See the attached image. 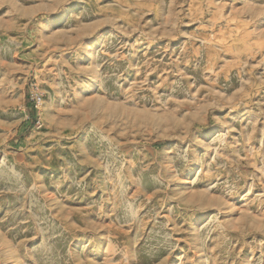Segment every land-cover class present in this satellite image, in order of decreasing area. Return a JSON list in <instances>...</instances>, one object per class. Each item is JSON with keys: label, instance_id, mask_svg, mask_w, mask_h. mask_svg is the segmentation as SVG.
<instances>
[{"label": "rangeland", "instance_id": "obj_1", "mask_svg": "<svg viewBox=\"0 0 264 264\" xmlns=\"http://www.w3.org/2000/svg\"><path fill=\"white\" fill-rule=\"evenodd\" d=\"M0 264H264V0H0Z\"/></svg>", "mask_w": 264, "mask_h": 264}, {"label": "built area", "instance_id": "obj_2", "mask_svg": "<svg viewBox=\"0 0 264 264\" xmlns=\"http://www.w3.org/2000/svg\"><path fill=\"white\" fill-rule=\"evenodd\" d=\"M28 103L38 111L43 108L45 104V96L37 85H31L30 93L28 95ZM37 124L38 127H42L41 120H38Z\"/></svg>", "mask_w": 264, "mask_h": 264}]
</instances>
